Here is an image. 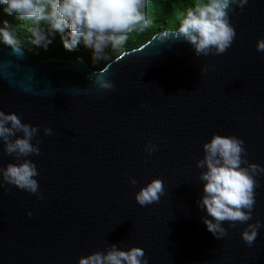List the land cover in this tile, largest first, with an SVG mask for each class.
Segmentation results:
<instances>
[{"label":"water","instance_id":"95a60500","mask_svg":"<svg viewBox=\"0 0 264 264\" xmlns=\"http://www.w3.org/2000/svg\"><path fill=\"white\" fill-rule=\"evenodd\" d=\"M229 16L236 36L224 53L197 57L162 31L111 61V90L95 89L96 70L82 58L0 47V110L40 128V154L29 159L42 195L0 187V264H78L111 243L141 247L148 264H264V228L251 246L244 224L225 225L217 239L197 207L196 161L213 132L240 137L246 159L264 166V52L255 47L264 0ZM18 82L47 91L25 92ZM9 162L0 142V167ZM153 177L164 194L141 206L134 193ZM257 180L252 222L264 223V176Z\"/></svg>","mask_w":264,"mask_h":264},{"label":"clouds","instance_id":"9594fccd","mask_svg":"<svg viewBox=\"0 0 264 264\" xmlns=\"http://www.w3.org/2000/svg\"><path fill=\"white\" fill-rule=\"evenodd\" d=\"M249 0H191V4L179 13L175 27L164 31L159 37L171 33V38L188 43L195 55L208 56L224 53L236 36L229 14L241 11ZM148 0H0V11L17 22L0 19V46L13 54L24 50L25 43L45 51L53 44L57 34L67 51L79 45L91 50L94 65L105 64L93 72L97 91L111 90L114 84L106 72L113 54L121 52L130 34L142 32L152 21L146 8ZM23 35H21V30ZM258 52H264V37L255 43ZM206 70V69H204ZM21 90L32 94H44L47 90H35L30 85L17 83ZM77 89V93H79ZM38 126L22 121L15 112L0 110V142L6 154L16 162L0 167V187L12 185L42 199L36 177V164L30 156L40 154ZM45 135L52 129L43 126ZM203 156L196 165L201 169L199 179L201 195L197 207L205 213L201 217L207 230L217 239L227 235L228 228L244 224L240 232L242 240L251 246L264 228L259 219L252 222L258 176H264V166L246 159L244 141L232 134L213 132L202 144ZM146 153L156 150L149 142L144 145ZM131 185L138 181L130 177ZM164 184L159 177L146 181L134 193L136 202L149 205L159 201L164 194ZM32 215L31 211L27 213ZM78 264H148L144 250L139 246L126 249L116 243L103 251L95 250L78 258Z\"/></svg>","mask_w":264,"mask_h":264},{"label":"trees","instance_id":"16d2710c","mask_svg":"<svg viewBox=\"0 0 264 264\" xmlns=\"http://www.w3.org/2000/svg\"><path fill=\"white\" fill-rule=\"evenodd\" d=\"M190 4L191 0H148L146 11L152 21L151 25L142 32H133L130 34L128 43L121 52L135 49L151 39L156 33L174 28L179 13ZM0 19H7L13 24L17 23L13 17L7 16L2 11H0ZM20 31L21 35H23L22 29ZM24 50L27 55L39 58L64 57L68 60L82 58L95 70H97V67L102 68L105 66L103 63L97 66L94 65L91 59V50L85 48L83 44L79 45L74 51H67L61 43L59 34L56 35L53 44L46 51L42 48L32 47L27 43L24 45ZM121 52L113 54L112 60Z\"/></svg>","mask_w":264,"mask_h":264}]
</instances>
